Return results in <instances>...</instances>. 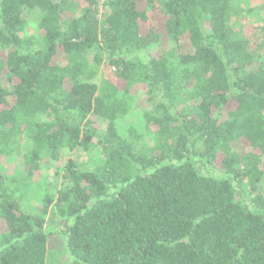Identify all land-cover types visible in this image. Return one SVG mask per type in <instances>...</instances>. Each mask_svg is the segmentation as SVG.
<instances>
[{
    "label": "trees",
    "instance_id": "1",
    "mask_svg": "<svg viewBox=\"0 0 264 264\" xmlns=\"http://www.w3.org/2000/svg\"><path fill=\"white\" fill-rule=\"evenodd\" d=\"M77 148L101 161L29 207L22 183ZM263 183L264 0H0V264H46L53 223L69 264H264Z\"/></svg>",
    "mask_w": 264,
    "mask_h": 264
},
{
    "label": "rangeland",
    "instance_id": "2",
    "mask_svg": "<svg viewBox=\"0 0 264 264\" xmlns=\"http://www.w3.org/2000/svg\"><path fill=\"white\" fill-rule=\"evenodd\" d=\"M103 0H99L102 4ZM255 0H252V6ZM103 8L100 7V13L102 14ZM38 21V14L32 13L28 17V29L27 34L36 35V26ZM250 22L249 19L246 20ZM134 96V104L130 113L117 123V131L120 135L124 136L128 128H134L138 133H144V120L142 113L145 110L144 103V91L141 88H135L132 91ZM150 142V139L147 140ZM68 160H74L81 166L92 169L96 164L101 161L99 150L91 149L87 152L81 151L79 148L73 151L62 152V158L53 162L50 161L44 165V168L36 173L31 180L22 183L23 190L28 195V206L31 208H37L44 197V193L50 192L55 194V191L59 188L62 179V171L67 164ZM2 171L4 174L10 177L22 176V161L21 157L2 158L1 159ZM196 169L202 175L211 176L214 178H226L224 174L216 168L209 165L207 162H202L195 165ZM22 178V177H21ZM233 183V181H232ZM233 187L236 192V200L243 203L247 208L254 210L253 203L251 202L253 195L247 189L242 191L236 183H233ZM264 196V183L261 184L258 191ZM53 225H48L47 232L49 235V242L46 253V264H69L70 257L66 253L65 236L56 234ZM2 229V228H1ZM3 230V229H2ZM1 231V230H0Z\"/></svg>",
    "mask_w": 264,
    "mask_h": 264
}]
</instances>
